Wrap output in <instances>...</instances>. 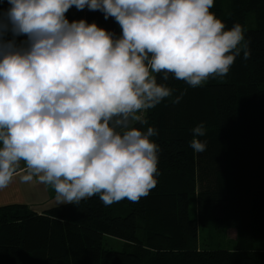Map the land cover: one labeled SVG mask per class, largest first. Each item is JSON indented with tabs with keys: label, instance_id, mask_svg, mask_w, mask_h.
<instances>
[{
	"label": "clouds",
	"instance_id": "obj_1",
	"mask_svg": "<svg viewBox=\"0 0 264 264\" xmlns=\"http://www.w3.org/2000/svg\"><path fill=\"white\" fill-rule=\"evenodd\" d=\"M4 0H0L3 3ZM0 9V190L19 174L50 186L59 204L99 196L110 206L138 202L157 185L154 109L175 89L225 77L250 58L245 29L227 28L214 0H6ZM114 18V32L70 8ZM26 37L18 40V37ZM175 96L173 103H179ZM190 147L203 153V124ZM23 162L24 167L21 168Z\"/></svg>",
	"mask_w": 264,
	"mask_h": 264
},
{
	"label": "trees",
	"instance_id": "obj_2",
	"mask_svg": "<svg viewBox=\"0 0 264 264\" xmlns=\"http://www.w3.org/2000/svg\"><path fill=\"white\" fill-rule=\"evenodd\" d=\"M210 11L227 28L243 26L251 55L202 87L157 75L175 91L146 111L147 125H136L158 132V183L149 195L110 206L93 196L43 212L0 206V264H264V250L254 249L264 242V0H214ZM66 17L121 33L114 18L87 7ZM199 124L203 153L190 147ZM210 226L234 229L236 247H196L198 228ZM105 235L123 248L104 247Z\"/></svg>",
	"mask_w": 264,
	"mask_h": 264
},
{
	"label": "rangeland",
	"instance_id": "obj_3",
	"mask_svg": "<svg viewBox=\"0 0 264 264\" xmlns=\"http://www.w3.org/2000/svg\"><path fill=\"white\" fill-rule=\"evenodd\" d=\"M213 79V78H210ZM209 79V80H210ZM220 79V78H214ZM34 194V197L30 195L28 197V207L34 208L36 211H45L47 208L46 198H42L44 196L43 189L41 191H37ZM32 196V198H30ZM56 200L55 197L53 198ZM196 208L192 205L191 207V217L195 216ZM233 231V232H232ZM235 230L234 229H223V228H215V227H199L197 231V239L195 242L196 247L203 249H234L236 247L235 241ZM124 242L110 237H103V246L106 248H111L114 250H121L123 248ZM254 249L256 250H264V242H258L255 244Z\"/></svg>",
	"mask_w": 264,
	"mask_h": 264
},
{
	"label": "crops",
	"instance_id": "obj_4",
	"mask_svg": "<svg viewBox=\"0 0 264 264\" xmlns=\"http://www.w3.org/2000/svg\"><path fill=\"white\" fill-rule=\"evenodd\" d=\"M23 167L24 165L22 162L21 168ZM41 189H43V193H44V196L41 197L43 199L46 198V200H48L47 202L48 209L60 205L56 200L54 201L53 198L55 197V192L50 186L40 184L36 181H33L31 183H23L21 182L18 174L8 188L4 190H0V206L11 205V204H22L28 207L29 204L28 197L30 195L34 197V194L31 193L41 191ZM32 196L30 198H32ZM31 210L35 212H43V211H36V209L34 208H32Z\"/></svg>",
	"mask_w": 264,
	"mask_h": 264
}]
</instances>
